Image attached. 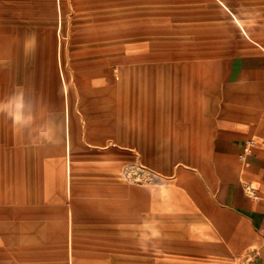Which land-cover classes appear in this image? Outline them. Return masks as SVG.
<instances>
[{
  "label": "rangeland",
  "instance_id": "374dc122",
  "mask_svg": "<svg viewBox=\"0 0 264 264\" xmlns=\"http://www.w3.org/2000/svg\"><path fill=\"white\" fill-rule=\"evenodd\" d=\"M248 55L264 0H0V264H260L212 152L264 153Z\"/></svg>",
  "mask_w": 264,
  "mask_h": 264
},
{
  "label": "crops",
  "instance_id": "0c3cea01",
  "mask_svg": "<svg viewBox=\"0 0 264 264\" xmlns=\"http://www.w3.org/2000/svg\"><path fill=\"white\" fill-rule=\"evenodd\" d=\"M237 93L235 99L247 105L252 112V122L245 129L239 123H234V127L229 132H236L238 135H245L247 138L256 139L264 144V57L259 55L243 56L238 64ZM243 88L250 91L254 97V103L250 105L245 98H241ZM262 132V133H261ZM262 136H261V135ZM244 142L240 145H230L227 143H217L212 152L213 157L219 163L231 162L233 167L222 172V175L230 177V181L219 189L220 200L224 208L231 210L251 220L257 231L264 235V153H253L247 156L245 164H241L239 154ZM258 184L261 190L247 193L246 188L241 184ZM262 235L263 241L264 237ZM258 261L264 264V245L260 247Z\"/></svg>",
  "mask_w": 264,
  "mask_h": 264
},
{
  "label": "built area",
  "instance_id": "2783aa9c",
  "mask_svg": "<svg viewBox=\"0 0 264 264\" xmlns=\"http://www.w3.org/2000/svg\"><path fill=\"white\" fill-rule=\"evenodd\" d=\"M263 237H264V235H263Z\"/></svg>",
  "mask_w": 264,
  "mask_h": 264
}]
</instances>
